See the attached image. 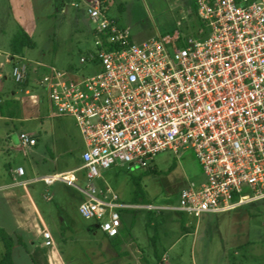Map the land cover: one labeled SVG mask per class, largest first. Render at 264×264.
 I'll return each mask as SVG.
<instances>
[{"label":"built area","instance_id":"1","mask_svg":"<svg viewBox=\"0 0 264 264\" xmlns=\"http://www.w3.org/2000/svg\"><path fill=\"white\" fill-rule=\"evenodd\" d=\"M108 3L65 0L61 8L82 5L94 27L96 49L80 59L99 67L93 75L75 78L46 66L39 77L40 63L16 56L11 64L16 84L35 74L51 116L72 117L85 143L79 168L36 180H60L79 190L80 214L110 238L121 235L123 209L200 218L264 199V0H194L201 35L173 32L142 43L109 16ZM17 140L36 144L27 132ZM186 151L195 155L203 178L187 183L177 204L125 203L109 185L96 182L113 166L153 170L159 154L179 158ZM43 234L51 244V233Z\"/></svg>","mask_w":264,"mask_h":264},{"label":"rangeland","instance_id":"2","mask_svg":"<svg viewBox=\"0 0 264 264\" xmlns=\"http://www.w3.org/2000/svg\"><path fill=\"white\" fill-rule=\"evenodd\" d=\"M108 4L109 16L128 29L135 43L173 32L182 38L202 34L194 0H109ZM21 29L8 0H0L1 51H13ZM31 39L35 47L23 48L17 56L40 63L30 64L32 69L35 65L39 77L46 66L72 73L75 78L91 76L99 69L80 61L96 49L94 27L82 5L68 4L66 11L55 9L52 17L38 24ZM2 69L11 76L12 65ZM34 75L31 73L33 82L29 80L30 94L19 95L22 120L0 117V178H10L9 165L27 168L29 159L38 162L39 172L82 165L85 143L74 119L51 116V103L45 90L35 84ZM4 89H15L11 79ZM23 131L35 134L36 147L15 146L12 138ZM155 163L157 171L116 165L96 182L100 187L109 185L122 202L164 206L177 204L181 189L203 178L190 151L179 158L159 154ZM77 174L81 177L83 171ZM83 182L81 179L79 184ZM38 187L39 193L49 198L40 196V205L66 264H264V199L228 211L205 213L200 218L164 209H123L126 228L120 236L110 238L94 220L80 214L83 194L79 190L60 180L50 185L41 182ZM138 187L140 193L136 192ZM116 239L121 240L119 251L114 248ZM2 252L0 240V256ZM244 256L248 257L245 263ZM13 259L15 264H33L22 248L14 249Z\"/></svg>","mask_w":264,"mask_h":264},{"label":"crops","instance_id":"3","mask_svg":"<svg viewBox=\"0 0 264 264\" xmlns=\"http://www.w3.org/2000/svg\"><path fill=\"white\" fill-rule=\"evenodd\" d=\"M8 2L14 14V18L31 37L32 33H34L37 29L38 24L42 20L52 17L56 9V0H8ZM0 55L3 57V60L0 61V102H2L0 105L5 106L10 100L17 102L19 106L16 112L17 114H15L14 117L7 114L9 115L7 117L19 118L20 114H22L21 109L23 108L20 103L21 98L19 95L21 92L30 94V87L32 86H30V84L26 88L17 86L11 76L6 74L2 69L8 64L11 65L14 63L17 55H12L10 52L1 50ZM10 79L15 85V89L7 91L4 89L5 83H7ZM30 80L32 83L33 80ZM0 117L5 116L0 115ZM27 133H30L36 139V144L32 146L36 147L37 137L34 136L35 134L33 132ZM17 137L18 135L12 138L16 147L20 145ZM32 160L33 159L28 160L29 165L27 168L21 165L18 167L9 165L8 173L10 178H6L5 176L0 178V228L8 233L12 239H14L15 245L13 253L14 249L22 248V250L29 255L32 263L34 260L36 264H66L63 253L58 245H56V241L53 240L51 244H46V238L43 234L45 231H49L51 233L52 239L55 238L45 218L44 211L40 205L41 200H39V198L42 197L45 200H49V198H47L45 194L39 193L38 183H41L42 181L36 179L52 173L69 172L79 168L80 166L62 169L58 172H50L49 170V172H39V168L37 167L38 162L34 163ZM52 161H54V159ZM20 167L23 168V174H18L16 172V170ZM125 228L126 226L124 224L121 233ZM91 229L94 230L95 227H91ZM17 239H22L27 246L24 247L20 245L17 242ZM247 260L248 257L244 256L243 262L245 263Z\"/></svg>","mask_w":264,"mask_h":264},{"label":"trees","instance_id":"4","mask_svg":"<svg viewBox=\"0 0 264 264\" xmlns=\"http://www.w3.org/2000/svg\"><path fill=\"white\" fill-rule=\"evenodd\" d=\"M64 2L65 0H56V11L61 10V7L63 6ZM14 44L16 47H14L13 51H11L12 55H19L23 51V48L35 47L34 41L24 31V29H21V36L16 38ZM28 85H29V80L25 81L22 84H17V86H22L23 88H26ZM18 108L19 106L17 102L10 100L6 103L5 106L0 105V115L1 116L10 115L11 117H14V115L17 114L16 112ZM174 166H175V162L172 164L171 167H169V170H172ZM151 171H157V170L153 169ZM136 192L140 193L141 188L138 187L136 189ZM0 240L2 241L4 247V252L0 257V264H15L13 259V248L15 245L14 239H12V237L8 233H6L3 229L0 228ZM120 241H121L120 239H116L114 243V248L118 251L120 250ZM17 242L24 247L27 246L22 239H17ZM156 257L160 260V257H158V255H156ZM33 263L36 264L34 260Z\"/></svg>","mask_w":264,"mask_h":264},{"label":"water","instance_id":"5","mask_svg":"<svg viewBox=\"0 0 264 264\" xmlns=\"http://www.w3.org/2000/svg\"><path fill=\"white\" fill-rule=\"evenodd\" d=\"M3 57L0 55V61H2L3 59H2Z\"/></svg>","mask_w":264,"mask_h":264}]
</instances>
